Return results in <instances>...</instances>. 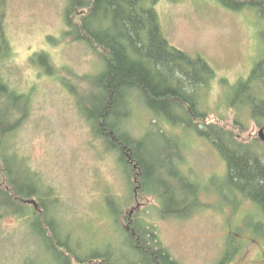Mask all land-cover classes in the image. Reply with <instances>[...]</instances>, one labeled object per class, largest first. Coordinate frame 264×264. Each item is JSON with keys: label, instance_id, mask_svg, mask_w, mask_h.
<instances>
[{"label": "rangeland", "instance_id": "rangeland-1", "mask_svg": "<svg viewBox=\"0 0 264 264\" xmlns=\"http://www.w3.org/2000/svg\"><path fill=\"white\" fill-rule=\"evenodd\" d=\"M67 5L68 0L2 3L9 51L0 71L26 97L4 105L11 111L8 124L22 119L7 143L26 175L21 184L34 178L49 189L57 200L53 209L71 235L70 246L81 257L107 254L109 264H138L143 256L131 247L124 228L144 218L179 264H218L227 256L228 264H264V231L259 229L264 214L238 188L228 186L227 162L194 132L163 120L159 127L167 135L162 134L151 124L155 114L137 97L141 102L133 110L132 134L145 139L151 153H169L171 162L181 146V166L190 176L182 181L168 165L161 174L167 183L157 191L180 206L184 198L191 200L184 183L200 186L199 205L190 208L186 218L157 215L156 197L141 193L138 177L130 175L119 153L105 144L86 117L104 96L92 82L105 68V53L68 33ZM155 9L169 44L203 58L216 73L197 93L199 108L209 113V121L264 147L262 128L249 109L229 105L236 84L264 59V18L249 9L232 11L215 0H160ZM107 17L115 33L113 13ZM194 80L199 83L202 75ZM123 116L117 122L125 123ZM177 136L180 141L174 140ZM43 228L12 210L4 211L0 200V263L66 264L56 247H47Z\"/></svg>", "mask_w": 264, "mask_h": 264}, {"label": "trees", "instance_id": "trees-1", "mask_svg": "<svg viewBox=\"0 0 264 264\" xmlns=\"http://www.w3.org/2000/svg\"><path fill=\"white\" fill-rule=\"evenodd\" d=\"M159 1L68 0V33L105 53L101 55L105 68L92 82L103 91L104 96L97 99L98 108L88 111L86 117L105 144L119 153L130 175L138 177L141 193L156 197L157 215L186 218L187 211L199 205L200 186L191 181L184 183L186 185L182 188L192 192L191 200L189 202L184 198L180 206L170 203L168 195L157 191L167 183L161 174L168 165L172 169L167 170L174 171L172 174L178 179L183 181L190 176L181 166V146L175 150L177 157L171 162L169 153H151L146 140L132 134L129 125L133 110L141 102L137 97L155 114L151 124L162 134L167 135L159 127L164 120L171 126L184 128L188 133H196L212 145L227 162L228 186L238 188L249 201L258 204L264 214V147L256 142L240 140L233 131L210 122L209 113L199 108L198 88L209 85L216 73L203 58L191 57L169 44L155 9ZM215 1L235 12L253 10L264 18V0ZM3 2L0 0V62L9 51L1 22ZM110 11L114 15L115 33L107 26ZM102 13L104 17H99ZM194 74L202 75L199 83L195 82ZM16 91L0 71V200L4 211L12 210L26 222L38 224L40 229L44 227L41 234L45 235L46 241L49 240L47 247H56L66 264H109L107 254L81 257L71 248L68 241L71 235L53 209L52 204L57 200L50 195L48 188L42 187L34 178L21 184L26 175L21 173V161L9 151L7 143L9 135L22 119L16 118L13 125L8 124L11 111L4 106L10 99L16 103L26 99ZM229 105L235 109L248 108L254 122L264 129V59L253 68L247 79L236 84ZM122 116L126 119L125 123L117 122V118ZM235 124L243 129L239 121ZM174 140L180 141V138ZM15 175L20 178H14ZM151 227L144 218H136L134 222H128V228L123 229L131 247L143 256L137 263L179 264L162 246L154 227ZM259 229L264 231V223H259ZM229 260L227 256L218 264H228Z\"/></svg>", "mask_w": 264, "mask_h": 264}, {"label": "water", "instance_id": "water-1", "mask_svg": "<svg viewBox=\"0 0 264 264\" xmlns=\"http://www.w3.org/2000/svg\"><path fill=\"white\" fill-rule=\"evenodd\" d=\"M260 134H261V136H263V140H264V129H262V130L260 131Z\"/></svg>", "mask_w": 264, "mask_h": 264}, {"label": "flooded vegetation", "instance_id": "flooded-vegetation-1", "mask_svg": "<svg viewBox=\"0 0 264 264\" xmlns=\"http://www.w3.org/2000/svg\"><path fill=\"white\" fill-rule=\"evenodd\" d=\"M35 204V203H34Z\"/></svg>", "mask_w": 264, "mask_h": 264}]
</instances>
